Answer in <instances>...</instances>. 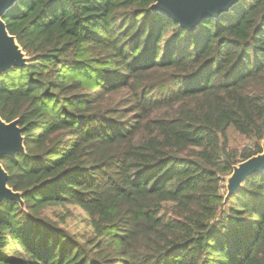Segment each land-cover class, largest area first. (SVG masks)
Masks as SVG:
<instances>
[{
  "label": "trees",
  "instance_id": "trees-1",
  "mask_svg": "<svg viewBox=\"0 0 264 264\" xmlns=\"http://www.w3.org/2000/svg\"><path fill=\"white\" fill-rule=\"evenodd\" d=\"M153 3L5 13L29 62L0 76V118L25 148L0 159L24 203L0 204V264H264V172L224 202L264 142V0L191 33ZM229 127L250 146L231 148Z\"/></svg>",
  "mask_w": 264,
  "mask_h": 264
},
{
  "label": "water",
  "instance_id": "water-1",
  "mask_svg": "<svg viewBox=\"0 0 264 264\" xmlns=\"http://www.w3.org/2000/svg\"><path fill=\"white\" fill-rule=\"evenodd\" d=\"M18 0H0V76L12 69H26L29 58L26 57L16 38L9 34L3 20L5 13ZM242 0H154L148 8L153 14L169 18L180 29L189 33L198 28L208 18L218 19ZM18 120L5 122L0 118V159L24 154V136ZM262 152L232 167V172L225 178L226 202L244 183L255 174L264 172V142ZM8 174L0 164V204L7 200L24 206L22 194L8 186Z\"/></svg>",
  "mask_w": 264,
  "mask_h": 264
},
{
  "label": "rangeland",
  "instance_id": "rangeland-1",
  "mask_svg": "<svg viewBox=\"0 0 264 264\" xmlns=\"http://www.w3.org/2000/svg\"><path fill=\"white\" fill-rule=\"evenodd\" d=\"M227 135H228V141L229 145L233 149H243L244 147H249L250 142H247L244 138L239 136L231 127L227 129ZM70 215L67 218V228L69 231H72L74 233H81L85 230L86 226V220L83 215V212L79 209L70 208L68 209ZM51 211H47L46 214L48 216H52V214H49Z\"/></svg>",
  "mask_w": 264,
  "mask_h": 264
}]
</instances>
